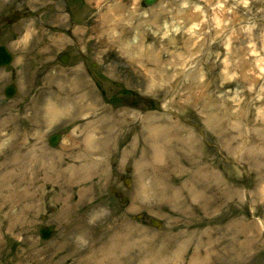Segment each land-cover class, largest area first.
I'll list each match as a JSON object with an SVG mask.
<instances>
[{
  "label": "rangeland",
  "instance_id": "rangeland-1",
  "mask_svg": "<svg viewBox=\"0 0 264 264\" xmlns=\"http://www.w3.org/2000/svg\"><path fill=\"white\" fill-rule=\"evenodd\" d=\"M104 2L0 0V18L21 15L9 26L0 21V45L14 57L0 69V204L15 174L3 165L5 156L38 149L70 166L89 146L85 135L99 146L112 139L106 155L97 157L105 172L100 168L72 184L67 198L58 200L53 195L60 187L40 181L42 195L35 203L0 217V264H69L66 251L54 250L65 233L67 251L83 247L81 234L127 239L123 258L113 264H142L133 255L158 249L165 239L174 253L175 237L178 244L191 233L212 235L214 258L205 264H264V0H158L146 9L141 0H119L125 6L103 19L110 10H102ZM65 4L75 21L74 43L67 38V16L56 15ZM110 15L119 17L112 35L105 29ZM196 22L200 26L193 32ZM172 23L180 29L164 28ZM134 38L133 50L125 53V41ZM61 48L70 55L65 66L59 62ZM81 52L89 53L86 61ZM140 53L147 56L141 63L130 60ZM91 64L114 89L105 93L109 101L89 91L83 69ZM9 84L17 90L11 100L3 95ZM115 84L134 96L113 105L111 96L123 94L115 92ZM51 104L65 112L53 122L44 112ZM149 116H155L151 125L173 127L178 138L163 145V158L139 179L142 152L152 149L144 124ZM55 132L62 140L53 149L47 139ZM199 170L217 179L199 180ZM203 186L213 190L207 195L214 199L212 209L195 199ZM64 210L69 215L63 219ZM150 219L161 227H150ZM69 225L78 228L72 236ZM46 226L54 231L42 241L38 230ZM193 249L191 244L167 264H193Z\"/></svg>",
  "mask_w": 264,
  "mask_h": 264
},
{
  "label": "bare ground",
  "instance_id": "bare-ground-1",
  "mask_svg": "<svg viewBox=\"0 0 264 264\" xmlns=\"http://www.w3.org/2000/svg\"><path fill=\"white\" fill-rule=\"evenodd\" d=\"M119 7L120 6L117 3L109 7L110 10L104 14L103 19L109 15L108 14L109 12H112V11L118 12ZM118 19H119L118 16H116L115 18H112L111 15L109 16L110 26L105 28L106 33H111L112 35V32L118 25V23L116 22ZM106 22L108 23L107 20H104V23ZM172 24H174V26L170 24V25L164 26V28H167V29L169 28V29H172L173 31H178L180 29L179 24L177 23H172ZM199 26L200 25L197 22L191 23L190 29L191 30L193 29V32H194L195 30L199 28ZM135 39L136 38H134V40L132 39L131 41H125V45H124L125 47H123V51L125 53L128 54L129 52L133 50V45L136 42ZM185 42H186L185 50L188 51L191 45L190 43L191 41L190 39H188ZM226 48H229L228 43H226ZM145 55L146 54L140 53L135 58L134 57L130 58V56L129 58L131 61L141 63V61H143L144 58H147V56ZM151 62H153L155 65L158 64V60L156 58L152 59ZM146 73L150 74L151 72L149 70H146ZM86 107H82V109ZM85 110L89 111V108L87 107ZM44 112H45V120L49 122L55 121L58 117H60L63 113H65L64 110L58 109L57 106L53 104L48 105L46 111ZM211 118L212 116L209 119L213 120ZM154 120H155V116H149L146 119H144V124L146 127L145 130L148 135V139H150L149 142L152 143V147H151L152 149H150L148 153L145 151L142 152V157L140 158V161L141 163L143 162L144 170H141L138 172L139 179H144L145 177H147V170H150L151 164L153 162L160 161L163 158L162 156L164 155L163 145L167 141L175 142V138H178V136H175V138L173 137V134H172L173 127H170L167 129V127L158 128V127H154L153 125H151ZM109 130L110 128L108 127L107 131ZM84 139L88 143L89 146L83 150V153L81 156L75 157L71 160L72 164L70 166L65 165L64 160H62L63 158H61L60 156L45 155L44 153H41L40 151H38V149H30L27 152H23L20 149L18 152L11 153L5 156L6 160L3 165L6 167H11L12 172H15V174H14V179L12 181L13 183L12 184L10 183V185L8 184L9 185L8 197H7L8 199L4 200L3 203L0 204V206L5 205V208L0 207V217H10L12 215V212L9 211L10 209H13L19 206L23 208H27V205L35 203L37 201V197H40L42 195L41 187L38 186L40 181L41 182L50 181L52 184H57L58 187H60L61 191L60 192L58 191L57 193L53 195V199L58 200L64 197L67 198L68 191L71 188L70 186L72 184L82 182L86 180L89 177V175H92L93 173H97V171L100 168H104L102 161H100L97 157L99 155L100 156L106 155V152H107L106 149L109 148L110 146L109 142H111L112 139L101 143L100 146L98 145V141L96 140L91 141L90 136L88 137L85 135ZM157 142H160L162 146H158ZM17 149H19V146H17ZM88 150H91V151L89 152ZM262 161L264 162V159L261 160V162ZM172 162L175 163V161L171 160L170 162L171 165L174 164ZM103 171L105 172V168ZM198 173L199 175L197 176L199 180H202L203 177H204V180H206V177H210L211 181L214 182L215 179H217V176L211 172L207 176L205 174H202V171L200 170ZM164 176L165 175H163L162 177L164 178ZM62 181L65 183V185L62 183ZM221 184L222 183L220 182V185ZM20 185L24 186L22 190H19ZM37 187L40 189V191ZM215 187H218L217 183H215ZM212 192L213 190L211 188L207 190V188L203 186L202 192L199 193V195L197 193L195 195V199L200 201L205 206L209 205V209H212L213 204H214V199H212L211 197L207 198V195ZM164 193H166L167 195V188H166V191L164 190ZM15 197L20 198V200ZM6 210H8L9 212H5ZM68 215L69 214L66 210H64L61 213V216H63V219L66 218ZM69 226H71L69 229L71 231L70 236H72L75 234L73 232L78 231V228H75V226L72 228V225H69ZM178 237L179 236L175 237L176 251L174 253L169 252L170 240L168 239L167 241V239H165L163 240V243H162L164 245H161L160 248L156 249L154 246H151L147 250V252L143 253L142 255L140 256L133 255V260L135 258L137 259V262H138L140 259H142V264H152L155 262H157L158 264H163V263L167 264L179 258L180 254L183 251L187 252L191 244L194 245V249L191 255L193 264H205L206 260L208 261L214 258L213 251L215 249V244L212 241V235H209V234L204 235L203 233H200L198 235L196 233H191L189 236H186L187 239L185 238L184 241L176 244ZM169 238L172 239V237H169ZM62 239L63 241L58 243L54 250L55 251L63 250V252L66 251L67 252L66 256L71 258V260L69 261V264H113V263H116L118 262L117 261L118 258H121V259L123 258V254L125 252V248L127 244V239L122 240L121 238H115L112 240V239L102 238L101 236L90 237L87 234H81V239L84 243L83 247L77 248V245H76L67 251V249L65 248V244L69 240V234L65 233V236H63ZM68 244L71 245V243L69 242ZM224 251H227V250H224ZM224 251H220L219 253L221 254ZM114 256H116L115 261H114Z\"/></svg>",
  "mask_w": 264,
  "mask_h": 264
},
{
  "label": "flooded vegetation",
  "instance_id": "flooded-vegetation-1",
  "mask_svg": "<svg viewBox=\"0 0 264 264\" xmlns=\"http://www.w3.org/2000/svg\"><path fill=\"white\" fill-rule=\"evenodd\" d=\"M63 13H64V15L67 16L68 25H69V27H71V15L69 13V5L66 4L64 6ZM6 19L7 18L1 17L0 18V21L5 23L6 22ZM71 32H72V30L71 31L68 30V34L69 35L71 34ZM68 38L71 41H73L72 37H68ZM73 43H74V41H73ZM78 55L84 61H86V57H89L90 56L89 53H87V52H85V54L83 52H81V53H78ZM62 56L63 55H60L59 56V59L60 60H61ZM83 70H84L85 75L91 81L90 89H93L94 91L100 92V93H105V92L110 93V92H113L114 91L113 88H109V85L107 84L108 82L104 81L103 79L102 80L99 79V77L105 76V74L104 73H100L99 74V72H98V66L97 65L91 64L87 68H84ZM114 88L116 89L115 92H119L120 91V93H123V94L130 92L131 93V96H134V93H133L134 91L131 90V89H129V88L127 89L126 86H123L121 84H115L114 85ZM123 94H120L119 96H117V95L113 96L112 95L111 96V99L112 100L115 99L113 101L116 104H124L125 102H128V101H125V100H126V98L129 97V93H128V95H125V96ZM122 102H124V103H122ZM136 104H137V101H132V105L135 106Z\"/></svg>",
  "mask_w": 264,
  "mask_h": 264
},
{
  "label": "water",
  "instance_id": "water-1",
  "mask_svg": "<svg viewBox=\"0 0 264 264\" xmlns=\"http://www.w3.org/2000/svg\"><path fill=\"white\" fill-rule=\"evenodd\" d=\"M144 4L147 6L153 5L156 0H143ZM12 61L11 55L3 48L0 47V67L8 66ZM15 93V88L10 86L6 89L5 95L7 98H11ZM51 147H55L58 142V136H53L49 140ZM150 225L155 228H159L161 226L160 223L151 220ZM52 228L40 229L39 233L41 235L42 240H47L51 236Z\"/></svg>",
  "mask_w": 264,
  "mask_h": 264
}]
</instances>
